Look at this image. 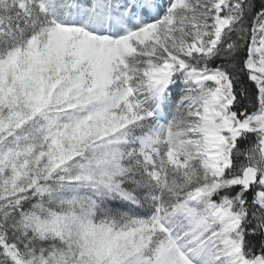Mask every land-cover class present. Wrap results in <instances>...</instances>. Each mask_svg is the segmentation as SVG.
<instances>
[{"label": "snow or ice", "instance_id": "6c2138e0", "mask_svg": "<svg viewBox=\"0 0 264 264\" xmlns=\"http://www.w3.org/2000/svg\"><path fill=\"white\" fill-rule=\"evenodd\" d=\"M0 264H264V0H0Z\"/></svg>", "mask_w": 264, "mask_h": 264}]
</instances>
